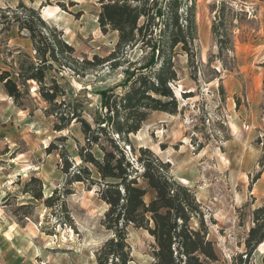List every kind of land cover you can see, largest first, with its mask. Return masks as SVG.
<instances>
[{
  "label": "rangeland",
  "instance_id": "1",
  "mask_svg": "<svg viewBox=\"0 0 264 264\" xmlns=\"http://www.w3.org/2000/svg\"><path fill=\"white\" fill-rule=\"evenodd\" d=\"M195 2V65L185 55L176 60L179 81L173 90L179 114H152L131 140L171 163L177 181L194 191L221 264H232L245 252L253 210L264 205V0ZM20 3L40 10L80 58H106L115 49L117 35H103L99 29L98 0H0V10ZM218 16L225 21L233 48L222 57L213 34ZM20 52L33 54L30 40L17 28L6 31L0 24V74L12 71V59ZM58 78L67 100L82 104L84 117L92 122L100 92L123 84L126 70L105 67L84 79ZM183 94L192 97L184 99ZM22 105H16L0 83V264H96L94 252L107 238L100 224L106 207L82 185L66 188L59 153L47 150L66 137V150L76 158L77 142L84 144L81 127L73 124L56 133L55 120L44 114L47 105L35 84H30ZM33 177L42 181L44 199L58 192L56 208L24 195ZM65 190L73 194L64 197ZM151 242L147 233L131 232V264L151 260ZM263 258L264 245L252 262L263 264Z\"/></svg>",
  "mask_w": 264,
  "mask_h": 264
},
{
  "label": "trees",
  "instance_id": "2",
  "mask_svg": "<svg viewBox=\"0 0 264 264\" xmlns=\"http://www.w3.org/2000/svg\"><path fill=\"white\" fill-rule=\"evenodd\" d=\"M98 6L99 29L103 35L116 34L117 44L108 57L95 55L92 59L78 57L62 31L49 25L40 10L23 3L15 9L0 10L3 29L15 27L20 34L25 33L33 48L32 55L20 52L12 59V71L2 72L0 83L19 107L29 95L30 84H35L47 105L44 114L55 120L56 133L80 125L84 144L77 142L76 158L66 150V137L56 139L47 150L59 153L66 188L82 185L86 191L95 192L106 207L100 224L107 238L94 252L96 264H131L132 231L147 233L152 240L151 260L146 264H221L209 239L205 209L194 191L177 181L171 163L149 148H137L131 140L152 114H179L173 90L179 81L176 60L185 55L190 65H195L196 2L98 0ZM213 34L220 57L224 50L232 51L222 17L214 22ZM105 67L114 71L124 68L126 80L100 92L98 111L89 122L82 104L67 100L58 77L84 79ZM191 97L183 94L184 99ZM34 185L36 190L31 189ZM23 193L49 209L58 206L55 200H61L55 197L57 191L44 199L42 181L35 177ZM72 194L65 190L63 196ZM25 215L29 218L32 214ZM263 243L264 205L253 210L245 252L234 257L232 264H253L252 258Z\"/></svg>",
  "mask_w": 264,
  "mask_h": 264
}]
</instances>
